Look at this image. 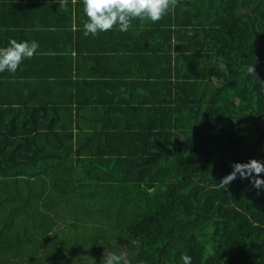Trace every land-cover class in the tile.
Segmentation results:
<instances>
[{
	"label": "trees",
	"instance_id": "trees-1",
	"mask_svg": "<svg viewBox=\"0 0 264 264\" xmlns=\"http://www.w3.org/2000/svg\"><path fill=\"white\" fill-rule=\"evenodd\" d=\"M40 3L0 0V46L39 43L0 73V264H264V189L219 187L264 160V0L96 36L80 0Z\"/></svg>",
	"mask_w": 264,
	"mask_h": 264
},
{
	"label": "clouds",
	"instance_id": "clouds-1",
	"mask_svg": "<svg viewBox=\"0 0 264 264\" xmlns=\"http://www.w3.org/2000/svg\"><path fill=\"white\" fill-rule=\"evenodd\" d=\"M82 12L86 18L83 24L84 36H96L99 33L115 30L127 32L134 19L155 23L174 7L176 0H80ZM39 43L35 40L10 37L5 46H0V73H15L24 60L37 54ZM223 63L220 69H225ZM249 74L254 73L253 66L247 68ZM264 160L249 158L244 162H233L231 171L219 181V187L229 185L233 180L247 179L253 188L264 189ZM103 264H131L127 256L108 253ZM179 264H192V257L181 253Z\"/></svg>",
	"mask_w": 264,
	"mask_h": 264
},
{
	"label": "crops",
	"instance_id": "crops-1",
	"mask_svg": "<svg viewBox=\"0 0 264 264\" xmlns=\"http://www.w3.org/2000/svg\"><path fill=\"white\" fill-rule=\"evenodd\" d=\"M53 1L54 0H41L40 6L49 9L50 7H53ZM16 3H17V0H16ZM53 19H56V18H53Z\"/></svg>",
	"mask_w": 264,
	"mask_h": 264
},
{
	"label": "rangeland",
	"instance_id": "rangeland-1",
	"mask_svg": "<svg viewBox=\"0 0 264 264\" xmlns=\"http://www.w3.org/2000/svg\"><path fill=\"white\" fill-rule=\"evenodd\" d=\"M82 257H84V258H85V256H84V255H82Z\"/></svg>",
	"mask_w": 264,
	"mask_h": 264
}]
</instances>
